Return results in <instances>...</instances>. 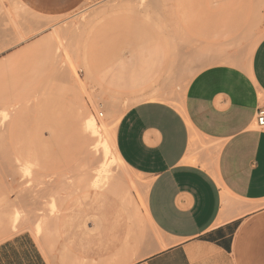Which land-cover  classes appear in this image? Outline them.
Returning <instances> with one entry per match:
<instances>
[{
    "label": "rangeland",
    "instance_id": "374dc122",
    "mask_svg": "<svg viewBox=\"0 0 264 264\" xmlns=\"http://www.w3.org/2000/svg\"><path fill=\"white\" fill-rule=\"evenodd\" d=\"M259 36L264 0H66L59 11L0 0V196L17 204L0 210V242L29 232L41 248L46 236L51 263H84L106 249L83 214L104 211L123 237L140 228L132 262L167 246L147 213V174L115 162L114 187L123 189L93 188L101 158L89 151L83 110L108 136L122 113L149 99L144 94L157 89L178 105L195 72L245 63ZM23 144L34 156H25ZM15 211V225L1 220Z\"/></svg>",
    "mask_w": 264,
    "mask_h": 264
},
{
    "label": "crops",
    "instance_id": "0c3cea01",
    "mask_svg": "<svg viewBox=\"0 0 264 264\" xmlns=\"http://www.w3.org/2000/svg\"><path fill=\"white\" fill-rule=\"evenodd\" d=\"M22 1L42 11L66 6V0ZM186 87L178 105L157 89L144 94L149 99L122 113L115 133L122 159L150 177L147 213L171 242L132 262L140 228L123 237L107 212L87 211L84 223L97 220L88 226L106 250L77 264H264V125L257 121L264 107V36L247 65H208ZM200 142L208 147L197 150ZM23 150L27 157L36 153L24 144ZM15 205L0 196L1 211ZM1 220L15 225L18 211L1 213ZM48 252L46 236L39 248L31 233H19L0 242V264H52Z\"/></svg>",
    "mask_w": 264,
    "mask_h": 264
},
{
    "label": "bare ground",
    "instance_id": "6f19581e",
    "mask_svg": "<svg viewBox=\"0 0 264 264\" xmlns=\"http://www.w3.org/2000/svg\"><path fill=\"white\" fill-rule=\"evenodd\" d=\"M145 1V0H144ZM115 5V4H113ZM117 5V4H116ZM112 6V5H111ZM75 23V22H74ZM263 36H259V38L256 40L255 43H253L252 45V51H251V54L249 56V59L250 60V57L252 56V53L256 47V45L258 44L259 40H261ZM57 56V54H56ZM59 56V55H58ZM57 56V57H58ZM59 58V57H58ZM57 59V58H56ZM58 60V59H57ZM228 61H236L235 58H231V59H226ZM248 60L246 61V65L248 63ZM57 64V63H56ZM59 64V63H58ZM60 69V68H59ZM63 72V71H62ZM73 73V72H72ZM197 72H195L196 74ZM193 74V76L195 75ZM55 81V80H54ZM53 83V82H52ZM73 84V83H72ZM53 85V84H52ZM55 85V84H54ZM188 85V84H187ZM186 85V86H187ZM76 92V91H74ZM73 92V94H74ZM165 93V92H164ZM72 94V93H71ZM69 94V95H71ZM77 95V94H75ZM166 96V94L164 95V97ZM75 97V96H73ZM77 98V97H76ZM75 98V99H76ZM74 99V100H75ZM78 100L79 102V99H76V101ZM80 104H81V100H80ZM83 104V103H82ZM83 114H84V123H85V129H86V132H87V135L89 137V139H93L94 142L90 143V149L89 151L91 152V154H96L99 156V158H101V163L100 164H97V169L96 171H94L95 173L93 174V180L91 181L92 182V185L98 187H113V188H117L119 189L120 186H116L114 187V183H117V181L115 180L116 178V175L115 173L113 172L114 171V164L115 162L117 163H120L126 167H129L128 164L122 159V157L120 156V154L118 153L117 149H116V146H115V133H116V127H117V123L115 125L114 128H112V132L110 134H108V136H104L102 133H101V129L100 128L101 126L99 125V122L97 121V118L95 116V114L91 111V110H88L87 108L83 110ZM121 117V116H120ZM119 117V119H120ZM6 118L4 119H1V122L4 121ZM118 119V121H119ZM11 120V119H10ZM13 122V121H12ZM4 125V123H3ZM5 126V125H4ZM11 126V125H10ZM113 127V126H112ZM4 129V127H3ZM1 130V129H0ZM10 130V129H9ZM12 130V129H11ZM3 133V132H2ZM9 133V136L11 137L12 135H10V132ZM11 134H12V131H11ZM4 135V134H3ZM7 136V135H6ZM14 148V147H13ZM95 155V156H96ZM17 156H18V153H17ZM19 158V157H18ZM12 160V159H11ZM97 163V162H96ZM96 167V166H95ZM94 167V168H95ZM216 167V166H215ZM24 173H28L30 172L31 170L28 169L27 166L24 167ZM11 173V172H10ZM216 173V172H215ZM119 179V178H118ZM120 180V179H119ZM91 185V183H90ZM117 185V184H116ZM121 185V184H120ZM126 187V186H125ZM112 188V189H113ZM111 189V188H109ZM111 189V190H112ZM116 189V191H117ZM123 189V186L120 187L119 191ZM148 189V188H147ZM114 190V189H113ZM112 190V191H113ZM118 191V192H119ZM123 191H126L127 194H129L131 196V192L129 193L127 190H123ZM123 191H121V194L123 197H126V192L124 193ZM148 192V191H147ZM117 193V192H115ZM124 193V195L122 194ZM119 195V194H118ZM129 195H127V199L129 202L130 205H133L131 201L132 199V196L131 198H129ZM123 199V198H122ZM126 198L124 200H127ZM128 201H125V202H128ZM131 248V246H130Z\"/></svg>",
    "mask_w": 264,
    "mask_h": 264
},
{
    "label": "built area",
    "instance_id": "2783aa9c",
    "mask_svg": "<svg viewBox=\"0 0 264 264\" xmlns=\"http://www.w3.org/2000/svg\"><path fill=\"white\" fill-rule=\"evenodd\" d=\"M257 121L258 124L263 126L264 125V107H260L257 113Z\"/></svg>",
    "mask_w": 264,
    "mask_h": 264
}]
</instances>
